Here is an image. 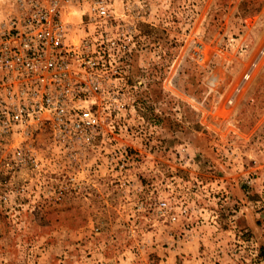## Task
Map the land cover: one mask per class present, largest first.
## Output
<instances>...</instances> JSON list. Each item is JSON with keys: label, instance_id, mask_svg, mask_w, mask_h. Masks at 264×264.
Returning <instances> with one entry per match:
<instances>
[{"label": "rangeland", "instance_id": "374dc122", "mask_svg": "<svg viewBox=\"0 0 264 264\" xmlns=\"http://www.w3.org/2000/svg\"><path fill=\"white\" fill-rule=\"evenodd\" d=\"M133 2L134 106L76 158L39 129L0 264H264V0Z\"/></svg>", "mask_w": 264, "mask_h": 264}, {"label": "built area", "instance_id": "2783aa9c", "mask_svg": "<svg viewBox=\"0 0 264 264\" xmlns=\"http://www.w3.org/2000/svg\"><path fill=\"white\" fill-rule=\"evenodd\" d=\"M136 7L133 0H0V185L38 169L41 127L74 158L116 139L120 111L134 106ZM157 211L176 222L186 210L164 197Z\"/></svg>", "mask_w": 264, "mask_h": 264}]
</instances>
